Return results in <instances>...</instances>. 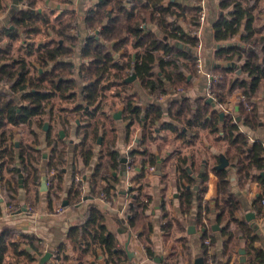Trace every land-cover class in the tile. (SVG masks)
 Listing matches in <instances>:
<instances>
[{"label": "trees", "instance_id": "trees-1", "mask_svg": "<svg viewBox=\"0 0 264 264\" xmlns=\"http://www.w3.org/2000/svg\"><path fill=\"white\" fill-rule=\"evenodd\" d=\"M57 1L71 3L70 0ZM188 1L192 5L177 0H93L79 25L74 9L41 10L35 0H18L17 7L9 13L8 23L0 27V166L10 173L5 180L1 177L4 181L0 187L8 198L7 202L16 199L19 173L26 191L30 184L35 189L40 186L38 164L42 152L38 147V136L31 129L35 124L45 130L44 142L48 148L45 176H49L51 169L55 170L45 188L48 205L50 207L56 200V207L63 206L58 192L63 181L66 150L58 134L52 135L48 122L52 117L68 122L70 113L78 117L75 119V134L82 135L79 145L74 146V155L77 154L87 165L93 154L92 145L98 143L101 150L88 177L87 193H81L85 179L74 181L76 172L84 174L83 171L72 169L65 204H78L79 198L81 203L89 195L99 198L101 192L110 200L113 186L104 185L100 180L116 177L109 168L116 174H125L122 157L115 148L117 131L114 119L104 107L105 97L111 92L123 97L124 112L130 119L127 134L133 123L141 127L137 142L141 149L128 151L133 169L123 218L131 230H139L137 235L147 254H152V225L145 220V210L152 197L142 188L147 167L155 164V156L147 145L155 139L154 132L158 129L172 132L170 141L178 139L187 145L194 143L201 129H206L214 139L223 140L227 164L234 168L239 184L254 179L260 185L252 209L256 214H262L264 144L259 139L251 141L239 128L240 122L251 130L259 126L260 101H263L264 111V34L259 33L262 29L253 13L259 0L220 2L221 13L212 26V38L218 44L214 57L241 63L236 68L217 66L210 71L219 74L218 80L211 83L216 100L208 102L204 95L192 97L184 93L170 99L164 109L159 99L167 92L179 93L189 89L198 74L194 51L198 37L191 31V26L199 23L200 0ZM8 8L6 0H0V10ZM37 36H41V40ZM227 40L235 42L226 43ZM15 41L20 44L16 55H11ZM132 75L134 77L130 78ZM135 81L148 93L149 100L144 104L136 92H127L126 85L132 88ZM235 89L243 96L237 105V122L233 121L230 112L219 109ZM20 125H26L33 133L32 144L19 140L16 145L12 141L11 129ZM200 162L201 159L195 161L192 155L177 154L174 166L179 179L177 190L181 214L188 216L195 207V223L201 229V248L207 258L204 240L208 238L211 245L215 238L211 227L206 224L208 220L203 219V209L208 211L204 201L208 173L206 169L203 172L197 170ZM215 173L218 175L215 221L221 224L226 220L219 229L224 238L222 254L229 257L233 247L243 238L247 264H264V250L255 246L258 237L253 234L252 226L235 216L240 206L231 191L228 171L225 167L216 168ZM162 220L161 228L167 236L174 220L164 210ZM17 238H25L24 242L41 254L31 244L33 236L5 229L0 235V264H10L7 259L9 250L29 262L37 260ZM66 239L76 254L77 264H83L85 253L96 248L105 255V264H124L125 252L118 246L115 234L106 228L104 212L96 203H89L82 216L68 227ZM64 247L60 244L52 253V257L61 261L58 264L68 259ZM204 264H208L206 259Z\"/></svg>", "mask_w": 264, "mask_h": 264}, {"label": "crops", "instance_id": "crops-1", "mask_svg": "<svg viewBox=\"0 0 264 264\" xmlns=\"http://www.w3.org/2000/svg\"><path fill=\"white\" fill-rule=\"evenodd\" d=\"M70 1L71 3H63L57 0H45L44 10L56 9L57 11H60L62 9H74L77 12L78 23L80 25L82 15L86 8L92 4L93 0ZM177 1L182 4L192 5V2L188 0ZM220 2L221 0H200L201 6H203L206 11V18L205 22L200 27L197 26L195 28V32L200 34L202 42L201 54L207 71H211L217 66H231L236 68L241 63L223 61L214 57V50L217 48L218 44L212 38V26L221 13ZM11 10V4L8 10H0V27L8 23ZM253 13L257 15L256 23L262 29L259 33L264 34V0H259L257 2V6L253 10ZM151 28L157 31L155 26L151 25ZM225 42L233 43L235 41L227 40ZM19 44V41L14 42L11 55H16L17 46ZM237 73L239 74V72ZM240 76L245 77V74H241ZM126 86V88H128L127 92L137 93V98H139L142 104L149 100L148 93L137 81L133 82L132 88L131 86ZM205 87L206 76L203 74H197L189 89L179 93H173L172 91L167 92L159 99V103L164 109H166L167 103L170 99L173 97H179L184 93L192 97L198 95L205 96ZM104 101H106L104 107L106 108L107 113L112 115V118L114 119V128L117 131V143L115 148L118 150L121 157H125V154L128 153L130 149H141L139 148L140 146H137V142L141 135V127L137 123H133L127 134L126 126L130 119L124 112L123 97L108 92ZM239 101H242L241 93L235 89L228 97L226 103H224L225 110L221 111L230 112L238 117L237 105ZM258 107L259 117H261V123L259 126L254 130H251L246 126H243L240 122L239 128L248 134L251 141L259 139L264 144V124L262 123L264 118L263 101L259 102ZM53 109V114H55L57 112L56 108L54 107ZM60 113L62 116L64 115L63 112ZM75 119H78V117L74 113H70V115H68V122L61 121L58 117L57 119L52 117L50 122H48V125L52 128V132L55 129H58L56 134L61 138L62 144L65 145L66 150L65 166L63 167V181L61 184V190L58 192L59 197L63 201L61 211L55 212L54 210L57 205L55 203L56 200H53L49 207L46 190L44 188L42 189L41 182L46 175L45 161L48 155V148L44 142L45 130L39 128L35 124L31 126V129L34 130V133L38 136L40 141L38 147L42 152V159L38 164L40 172L39 188L35 189V187L30 184L29 189L26 191L22 183L19 184V181L21 180H19L18 177L19 188L15 198L18 201L19 208L15 211H8L3 202V196L1 193L3 190L0 187V235L5 229H12L19 234L33 236L34 238L32 239L31 244L37 248L39 253L41 252V254H37L29 243L24 242L26 241L25 238L19 239L20 235H17L16 237H19L17 239L22 241L20 245L32 253L37 260L29 262L21 255H14V253L9 250L7 259L10 260V264H39L42 255L46 251L51 253L50 257L45 261L46 264H58L61 261L52 257V253L60 244L65 245L63 249L65 255L68 257L67 260L62 261L63 264H77L76 254L73 252L72 247L67 244L66 235L68 227L82 216L89 203H96L103 210L106 228L115 234L118 246L125 252L123 260L124 264H204L205 259L208 264H231L233 262L236 264H247L248 254L245 250L243 238L233 247L229 257L222 254V242L224 238L220 235L219 229L224 225L226 220L221 224H218L215 221L217 212L216 199L218 197V175L215 173V169H218V165L223 159L226 160V143L223 140H216L206 129H201L199 130L194 143L187 145L178 139L170 141L172 132L169 130L167 132L158 129L154 132L155 139L149 142L147 148L154 154L155 164L153 165V169H150V166L147 167L145 181L142 188V190L152 197L148 208L145 210V220L150 221L152 225V231L150 233V247L152 248V254L149 255L146 253L143 243H141L138 238L137 234L139 230H131L126 223V220L123 218V213L127 208V199H129L130 196L125 185V180L127 178L126 174H116L109 168V172L116 177L100 180L104 185L109 184L113 186L110 200L89 195L85 198V201L81 203L75 205L65 204L67 192L72 182V169L76 168L83 171L84 174H79L78 172H76V174L80 175L81 179H85V184L82 190L83 193H87L89 191L87 186L88 177L92 174L94 167L98 162L99 151L101 150L98 143L92 145L93 154L87 165L83 164L77 154L74 155V146L79 145L82 137V135L77 136L75 134ZM164 119H166V116ZM11 130L12 141L16 145H18L19 140H22L23 143L32 144L34 136L26 125L13 127ZM26 132L29 134L28 137L26 136ZM15 151H17V149ZM177 154H181L182 156L187 155L188 157L192 155L195 161H198V159L200 161L201 159L199 166L196 168L199 172H203L206 169L208 173L206 180L207 188L204 193V201L208 206L206 216L208 222H206V224L208 228L211 227L215 240L210 247L207 246V258H205L201 248V229L195 223V207L190 210L188 216H183L179 208L177 190L179 179L174 166ZM188 162H190V160H188ZM122 163L123 162L121 161V164ZM188 164L189 163H186L187 166ZM224 167L229 174L231 191L239 200L240 207L236 211L235 216L238 219L246 220L250 226H252L253 234L258 237V240H256L254 244L264 250V210L262 214H256L252 209L253 199L261 190L260 185L254 179H247L245 184L240 185L239 181H237L234 168L227 163ZM130 175L131 173L129 174L128 179L130 178ZM2 176L5 180L10 176V173L5 171V169L2 170L0 166V183L4 181H1ZM197 176L199 177V173ZM29 204L34 206L32 212H29L26 209ZM262 204L264 205V203ZM163 210L167 211L169 216L174 220V224L170 230L171 232L168 233L167 236L164 235V231L161 228ZM104 257L105 255L102 250L96 248L94 251L89 250L86 252L82 258V262L83 264H105Z\"/></svg>", "mask_w": 264, "mask_h": 264}, {"label": "built area", "instance_id": "built-area-1", "mask_svg": "<svg viewBox=\"0 0 264 264\" xmlns=\"http://www.w3.org/2000/svg\"><path fill=\"white\" fill-rule=\"evenodd\" d=\"M205 18H206V11L204 9L203 6H201L200 4V9H199V13H198V19H199V24L198 26L200 27L204 22H205ZM198 27V28H199ZM194 34H196V36L198 37V43L195 47V54L197 56V59H196V72L198 74H203L206 76V87H205V91H206V97L207 98H210L212 101L216 100V97H215V94L213 93V91L211 90V83L213 81H217L218 80V75L214 74V73H211L210 71H207L205 69V66H204V59H203V56L201 54V48H202V42H201V38H200V34H197L195 31H194ZM241 98L243 100V96L241 95ZM219 109L220 110H225L224 108V104L222 105H219ZM232 119L233 121H238V117H236L235 115L232 114ZM150 169H153V166H150L149 167ZM132 169H133V160H132V157L130 155H128V153L125 154V161H124V170H125V174L127 175V178L125 180V185L126 187H128V185H131V181L128 179V176L130 173H132ZM55 173V170L54 169H51L49 171V176L48 177H44L43 178V182L45 184V187L49 186L50 184V176L52 174ZM81 180V176L80 175H77L75 174L74 176V181L77 182ZM81 193H83V190L81 189ZM100 198H104L105 197V194L103 192L100 193ZM81 199L79 198L77 200V202L80 203ZM261 202L264 203V198L261 199ZM19 208V206H15L13 207L12 205H9L8 207V211H15ZM27 211L29 212H32L33 211V207H30V206H27ZM55 212H59L62 210V206L58 205L57 207H55ZM206 216H207V211H205L203 209V219L205 220L206 219ZM205 244H207L208 247H210V244H209V239L208 238H205L204 240ZM209 261V259H208Z\"/></svg>", "mask_w": 264, "mask_h": 264}, {"label": "rangeland", "instance_id": "rangeland-1", "mask_svg": "<svg viewBox=\"0 0 264 264\" xmlns=\"http://www.w3.org/2000/svg\"><path fill=\"white\" fill-rule=\"evenodd\" d=\"M36 1V0H35ZM6 2H8V5H9V8H10V4L12 3V1L11 0H6ZM44 3H45V0H37V2H36V5L38 6V8L39 9H44ZM8 10V9H7ZM180 21H181V19H179ZM181 23L185 26V23L184 22H182L181 21ZM198 25H192L191 26V31H193V33H194V31H195V28L197 27ZM37 38H38V40H41V36H37ZM73 61H76V59L74 58L73 59ZM216 75H218V77H219V74L218 73H215ZM25 131H26V129H25ZM56 131H58V129L56 130H54L52 133H53V135H56ZM26 136L28 137L29 136V134L26 132ZM41 161V160H40ZM19 180H21V181H19V184H21V183H23V180H22V176L20 175L19 176ZM2 193V196H3V202H4V204L6 205V207H7V210H8V207H9V205H12L13 207H15V206H19V204H18V201H17V199H15V200H13V201H11L10 203L9 202H7L8 201V198H7V196H6V194H5V192L4 191H2L1 192ZM28 203H30V202H28ZM31 204V203H30ZM29 204V206L30 207H33L34 208V206L33 205H30Z\"/></svg>", "mask_w": 264, "mask_h": 264}, {"label": "water", "instance_id": "water-1", "mask_svg": "<svg viewBox=\"0 0 264 264\" xmlns=\"http://www.w3.org/2000/svg\"><path fill=\"white\" fill-rule=\"evenodd\" d=\"M17 3H18V0H12V3H11V8L12 9H15L16 7H17ZM218 46V45H217ZM240 70H238L237 72H239ZM134 77V75H132L130 78H133ZM208 102H210L211 101V99L210 98H207L206 99ZM221 114H222V112H221ZM121 161L124 163V161H125V157H122L121 158ZM226 163H227V161L225 160V159H223L222 161H221V163L218 165V169H220V168H223L225 165H226ZM19 176L21 175V173H19L18 174ZM200 175V174H199ZM43 180V179H42ZM41 185H42V189L44 188H46L45 187V184H44V182L42 181L41 182ZM24 209V208H23ZM50 255H51V253L49 252V251H46L43 255H42V257H41V259H40V261H39V264H43L49 257H50ZM243 260V259H242Z\"/></svg>", "mask_w": 264, "mask_h": 264}]
</instances>
